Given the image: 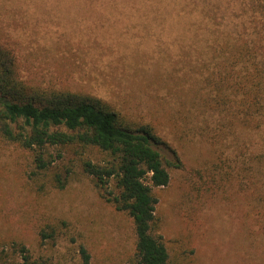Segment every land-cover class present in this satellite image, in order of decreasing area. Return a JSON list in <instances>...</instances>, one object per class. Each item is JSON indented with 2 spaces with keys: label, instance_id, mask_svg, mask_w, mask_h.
<instances>
[{
  "label": "rangeland",
  "instance_id": "374dc122",
  "mask_svg": "<svg viewBox=\"0 0 264 264\" xmlns=\"http://www.w3.org/2000/svg\"><path fill=\"white\" fill-rule=\"evenodd\" d=\"M0 46L25 80L96 96L176 152L153 189L170 264H264V0H0ZM62 153L54 170L74 171L58 189L0 139V264L16 244L51 264H81L80 247L127 264L131 220Z\"/></svg>",
  "mask_w": 264,
  "mask_h": 264
},
{
  "label": "trees",
  "instance_id": "16d2710c",
  "mask_svg": "<svg viewBox=\"0 0 264 264\" xmlns=\"http://www.w3.org/2000/svg\"><path fill=\"white\" fill-rule=\"evenodd\" d=\"M0 139L31 151L36 173L53 172L58 189L74 170H54L55 161L71 149L100 197L131 220L134 251L127 264H170L153 189L167 186L169 171L181 161L152 124L132 121L96 96L30 83L20 75L13 50L0 46ZM58 234L47 226L40 241L54 243ZM12 250L19 258L11 264H51L32 259L23 245ZM79 253L81 264H90L87 250L80 247Z\"/></svg>",
  "mask_w": 264,
  "mask_h": 264
}]
</instances>
